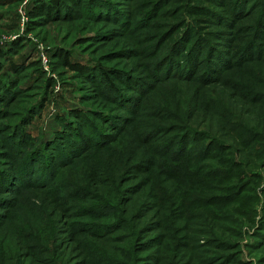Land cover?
<instances>
[{"label":"rangeland","instance_id":"1","mask_svg":"<svg viewBox=\"0 0 264 264\" xmlns=\"http://www.w3.org/2000/svg\"><path fill=\"white\" fill-rule=\"evenodd\" d=\"M34 1L0 0V93L13 92L0 96L1 159L12 150L3 160L20 163L21 150L9 146L17 132L27 146L53 141L62 119L77 123L74 109L100 126L107 122L97 116L110 112L132 124L111 147L67 152L65 162L41 158L30 180L0 188V264H264V60L232 63L208 80L203 69L192 78L157 76L154 68L190 20L186 0H111L132 16L127 29L84 11L32 27ZM194 3L220 9L208 0ZM254 5L246 0L248 12L255 11L249 18L242 10L235 35L251 34L263 8ZM205 25L196 24V33H233ZM61 49L73 61L99 66L97 78L106 79L71 70L56 57ZM122 74L149 85L140 91ZM109 82L133 95L131 107L114 103ZM222 148L237 161L225 180ZM163 158L174 168L196 162L198 171L174 173L159 165ZM154 160L153 174L139 171L138 163ZM45 168H53L52 178Z\"/></svg>","mask_w":264,"mask_h":264},{"label":"trees","instance_id":"2","mask_svg":"<svg viewBox=\"0 0 264 264\" xmlns=\"http://www.w3.org/2000/svg\"><path fill=\"white\" fill-rule=\"evenodd\" d=\"M208 1L215 6L218 5L219 7L216 8L220 9L195 4L194 0H186V5L183 10L185 12V15L190 17V20L184 21L182 23L181 27H185V30L182 32L181 37L172 43L170 53L165 54L162 60L154 68V72L157 76L173 74L176 75V77L183 75L187 77L190 76L192 78L195 77V74H197L199 70L203 69L201 77L204 80H208L215 78L216 74L220 73L225 67L231 65L232 63L238 64L245 60H248V62H250L254 59H257V62L259 60H264V55L261 54L264 50V3L262 2V0H256V5H254L258 8L257 5L259 4L263 8L261 14L259 13L257 19L254 21V24L249 25V27L252 28H248L251 30V34L248 37L247 35L249 33H239L238 35H235V30L239 28L238 26L240 20L243 18V16H241V14L243 13L242 10L245 9L244 12H248L249 10L248 8H246V0ZM116 5L111 0H36L33 2V6L28 11L29 23L32 27H36L35 25L38 22L44 21L48 23L53 22L56 19L80 16L84 11L88 14H91L93 17H105L107 19L112 18L111 20H116L118 22L117 24L121 25L124 29H127L128 26H130L129 23H132L133 18L132 16H128V14H122L121 12L123 10L119 11L121 9H119V7H117ZM159 8V6L158 8H156V13L158 12ZM109 9H112V13H108ZM254 11L255 9L253 11L250 10L247 16L251 18L250 16L253 15ZM151 12H153V7H151ZM156 13H154V15ZM212 22L213 24L215 22V24L219 25L220 27L229 26L230 29L233 30V33H230L229 37H225L220 33L219 36L216 37V31L212 30L208 31V33L206 34L196 33V24H198V26L200 27L201 25L206 26L205 24H212ZM138 25L140 24H137L135 26ZM140 29H143V27H141ZM206 35H208V38H206ZM218 38H222V40L224 39L225 41H219ZM257 41H259L260 44L257 43ZM222 42L223 45H221ZM238 43L241 44L236 45ZM230 48L232 50H237V54L229 51ZM224 49H226L227 51H224ZM234 54H236V58L234 59V61H231L230 58ZM56 57H58L59 60L71 70L80 73L81 76L90 78L94 82L98 80V82L101 83L100 80L106 79L103 78V75H101V77H98L99 79L97 78V76L99 75L97 74V72H100L98 71L99 66L97 68H94L87 64L73 61L70 54L64 49L59 50L56 53ZM13 65L15 68L18 67V64L14 63ZM116 76L118 75L116 74ZM123 76V80H125V82L129 84V86L133 84V86L141 89L143 88L142 85H149L146 79H135V77L133 78L132 76L129 77L127 75ZM223 76L224 75L222 73V75H220V78H223ZM108 87V94L113 99L114 103H119L124 106L131 107L130 100L131 97L133 98L132 94H127V90H125L124 88H118V86L110 82L108 83ZM140 91H142V89ZM254 94H256V92ZM12 95V90L8 89L7 87H5L3 93H0V96H3L4 99L11 98ZM1 113H3V110H0V114ZM71 114L78 119L77 123L74 122L73 124H69L67 122H64V120L62 119V130H59V132L55 134V138L53 139V141H48L47 143L42 144V147H38L35 145H25V136L23 134L20 135L17 132V134L13 138V144H10L9 146L12 149V145L13 147H15L16 145V152H20L21 150L22 153H20L19 156H22V158L20 163H17L16 161L14 164L11 162V164H9L7 163L9 161L3 160V158H9V155L13 151L9 150V152L6 153L1 152V154H3L4 156L2 157V159L0 157V188L3 187L10 190H15L24 184V177L28 176L30 180V176L34 175L32 173L34 167L33 165L37 164L39 162V159L41 158H43V162L46 157L49 158V162H51L52 160L65 162L67 159H69V155L67 152H71L74 155H77L81 152V150L89 146L92 147L98 145L103 147H111L119 137V135L117 134L120 133L121 135L132 124V122H127L128 119L126 120L125 117L120 116L116 113L114 114L112 112H110V114H97V118H101L102 120L104 119L107 122L102 126L98 125L90 117V114L83 111L82 109H74ZM106 125L109 126L108 129L104 127ZM111 129H113V132L109 131ZM186 132L187 131H185V133ZM19 136L21 137L22 141H20ZM184 137L186 138V136ZM179 138L181 139V141L183 140L182 136ZM142 141H144V137L142 138ZM15 142L16 144H14ZM20 142L23 143L21 144ZM176 142L177 141L174 140L173 144L177 145ZM256 142L258 141L254 139L253 141H249V143L246 144L250 145L255 144ZM129 143L133 146L132 142ZM19 144H21V148ZM180 144L178 142V147L175 154L180 153ZM164 147L166 148L167 144H165ZM135 149L136 147H134L133 150ZM219 154L222 155L221 159L219 160L220 162H222V169H225L226 171L228 170L226 172V175H224L225 180L230 175L229 173L232 174L233 171L236 170L235 168L237 161L234 159V155L230 151H228L227 154L224 152L223 148ZM255 155L259 156L258 154ZM169 162L170 161H168L166 158H163V162L159 161V165L164 168L171 167V171H173L174 173H180L181 171H183L186 175L191 176H194V174L198 171V169H196L197 166L195 165L198 163L196 162H194L193 164L187 161L186 164L179 165L175 168L170 166ZM27 164L29 168L24 169ZM137 165L140 172H143L142 170H147L146 173L148 172L147 174L150 175V173L153 174L155 172L154 170L157 163L155 164V160L154 162L149 161V164H144V162L141 161ZM44 171L46 173L45 177L49 176V178H52V175L54 176L53 168H45ZM102 175V173L98 172L97 178H99V180L103 179ZM225 182H229V180H226ZM106 207L110 209L109 206Z\"/></svg>","mask_w":264,"mask_h":264}]
</instances>
